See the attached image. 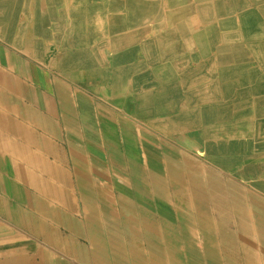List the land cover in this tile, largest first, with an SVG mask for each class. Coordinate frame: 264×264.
<instances>
[{"label":"bare ground","instance_id":"obj_1","mask_svg":"<svg viewBox=\"0 0 264 264\" xmlns=\"http://www.w3.org/2000/svg\"><path fill=\"white\" fill-rule=\"evenodd\" d=\"M108 3L89 11L80 0L0 2L2 43L127 117L76 99L101 137L85 138L87 164L129 173L134 187L146 184L158 199L159 221L133 226L114 214L133 212V204L111 195L107 184L96 187L100 206L79 192L90 245L85 264H264V0ZM57 12L58 21L45 23ZM17 82L0 73V167L15 186L35 190L29 201L41 218L34 237L42 245L25 236L21 261L73 264L62 258L68 253L54 230L60 190L68 187L56 168L63 160L32 135L33 127L43 129L39 111L25 106L23 127L8 113L22 101ZM33 83L49 85L35 73ZM70 151L74 157L75 147ZM24 164L28 171H21Z\"/></svg>","mask_w":264,"mask_h":264},{"label":"rangeland","instance_id":"obj_2","mask_svg":"<svg viewBox=\"0 0 264 264\" xmlns=\"http://www.w3.org/2000/svg\"><path fill=\"white\" fill-rule=\"evenodd\" d=\"M29 64L30 67L36 68L35 63L28 62V65ZM28 69L30 70L29 66ZM45 70H46L45 71L46 80L48 81L49 85L47 86V88H43V89L38 88V86H36L33 83V78L28 77L26 82L22 81V79L20 81L18 78L15 79L12 78V80L14 81L17 80L19 82L17 83H18V88L21 92L20 96L22 101H20V103L15 102L10 104V108L12 109L8 113L11 114V116H13L14 118H17V123H21V125L24 124L22 125V127L25 126L24 123L25 106L29 105L27 108H31L35 112L39 111L42 117L44 116L43 119L45 120V122L43 123L44 124L43 129L41 127H33V130H31L32 135L35 137H41L45 141L44 143L46 145H51V147L52 148L54 147L58 151V154L61 155L63 162L60 165L56 164L57 166L54 165L55 164L54 157L52 156L51 157L44 156V157L47 160V162L49 161L48 163H50L53 166H56V168L61 173H63L64 175L63 178H66L67 176V178L64 180L66 181L68 186V187H63L60 190L61 203L59 207H57V210L55 212L54 217L56 218L55 219L56 224L54 225V230L56 232V235L62 238L63 240L62 244L65 246L66 251L68 253L67 255L62 256V258L67 260L68 262L69 261L72 262L73 264H85L86 263L85 258L88 257V252H90L89 250L90 245L88 242L87 230L84 222V214L82 212V204L79 199L80 197L79 192L86 198L88 197V195L91 196V198L94 199L96 203L93 204L95 206H100L97 203V201L99 200L97 194V188L100 190H106V184H107L108 187L111 188V195L115 196V198H118V196H122L125 202H128L131 205L133 204L132 205V208L134 209L133 212L124 211V209L122 208L114 210V214L118 216L117 218H120L124 222H127L126 220H128L132 223L131 225L133 226H138L139 223L147 222L149 221V219L153 220L154 222L159 221L160 217H158L159 216L158 212H156L157 209L154 207L156 205L154 201L155 199L156 200L158 199L153 195L149 196L147 194L150 193V191H152L150 186L147 185L148 188H144V186H146L145 184L141 186L142 187L141 189L136 188V186L134 187V184H132L128 176L129 173L123 172L124 174L122 173L118 174L117 172L109 171L106 167L100 168L94 163L87 164L89 159L88 156H85L87 153V147H86L87 141H85V138L86 139L88 138L89 140H93V141L95 140L99 141L98 138L101 139V137H98L99 135L94 136V133L98 134L97 132L98 127H96V123L92 120L90 121L88 118H85L79 114V110L77 109L76 106V99H79L80 103L82 102L84 104H87L88 106H92V107L98 106L100 109L102 108L107 110L108 112H113L115 117H120L123 120H126L127 117L121 115V112L112 109L103 101L96 99V97L90 92L81 90V88L77 87L78 82H74V81L70 82V80L60 76V74L57 71L53 73L51 71H47V69ZM44 89H47L48 93H46ZM41 90L44 92L43 94L41 93ZM42 97H44L49 102L51 110L46 109L43 106V103L41 102ZM127 124L130 125L129 123ZM53 131L55 132V134ZM48 138H50L51 140L49 139L48 141ZM72 146L75 147V151H76L74 157L70 153ZM105 149L106 147L103 146L102 152L101 151L99 152L103 153ZM123 157L124 156H122V158ZM123 159L125 163L126 158ZM195 161L196 163L198 162V164L200 165L198 160ZM61 165L63 168L61 167ZM80 166L82 168H80ZM0 170H1L0 171V224L4 227V230L2 231H6V235L7 234L9 235L10 232L20 235L21 238H24L26 236L28 237V239H31L32 241L35 240L34 241L35 244H38L39 247L42 246L39 243L38 238L34 237L35 232L38 233L37 232L38 223L41 218L34 211L35 204H32L34 202L29 201V197H35V192H34L35 190L31 186L24 183L22 184L20 182H18V184L15 183L16 184L15 186L14 183L11 182L12 176L11 174H9L11 172L5 167H0ZM28 170L29 169L26 167L25 164L24 167L21 168V171H28ZM39 179L42 180L41 178ZM103 180H105L106 183ZM94 182L96 185L94 184ZM12 186L18 187V189L14 188L15 190H13L15 194L10 192L11 191L10 187ZM61 191H62V195H61ZM222 194L224 193L222 192ZM220 195L221 194L219 193V196ZM222 196H223L222 199L224 201L225 213H228V215L230 216L231 209L229 202L226 201L227 198L226 196L224 195ZM210 198L211 195L208 196L209 202H211ZM173 220L174 219L172 218L171 221ZM13 223L14 224L17 223V224L14 225ZM217 230L219 231V228ZM2 231L0 230V233H2ZM228 231L231 233V236L233 237L232 229L228 228L226 232ZM143 237H139V238L143 239ZM70 256L72 259H70Z\"/></svg>","mask_w":264,"mask_h":264},{"label":"crops","instance_id":"obj_3","mask_svg":"<svg viewBox=\"0 0 264 264\" xmlns=\"http://www.w3.org/2000/svg\"><path fill=\"white\" fill-rule=\"evenodd\" d=\"M1 1L3 4L4 3L7 4V2H9V0H7V1L6 0L5 1L0 0V2ZM108 1L109 0H80L82 5L86 6L89 11H90L91 5H95V4L101 5V4H105V3L109 4ZM119 1H122V0H119ZM139 1H140V3H143V4H151V3H155L158 0H139ZM20 9H22V8H20ZM119 9H124V8L119 7ZM95 12L100 13V12H102V10L101 9H99V11L98 10H92L91 13H95ZM30 14H31V12H29V15ZM62 14L63 13H58V16L55 15L56 19H53V17H55V16H52L49 18V16L45 15L46 17H43V19L45 20V23H48V24L51 23L52 24L53 21H55V20L58 21L59 18L62 17ZM108 15H109V13H108ZM114 29L119 30L122 28L115 27ZM48 33H49V31H48ZM28 62L37 64L36 68L30 67V64L28 65ZM28 66H29L30 70L28 69ZM39 68H41V69H39ZM2 69H4V70H2ZM45 69H47V71L49 70L53 73L56 72L53 68H49L46 65H43L40 62H37V61L31 59L25 54H20V53L14 51L9 46H7L6 44H4L0 41V73L4 71V73H6L8 77L14 78V79L18 78L20 81L22 79V81L26 82L28 77L33 78L34 73L35 74H41V76H45V78H46V74H45L46 70ZM36 86H38V88H41V89L44 88L41 85H36ZM44 90L46 91V93H48L47 89H44ZM41 93L43 94L44 92L41 90ZM1 227H3V226H1ZM3 230H4V227H3ZM7 235H6V231H2V233H0V237H1L0 238V264H14V263L15 264H26V263L21 261L24 254H26L25 251H23V249L20 248V243L24 239L21 238V236L16 234V233H10L9 232V235L8 236ZM15 256H16V258H15ZM13 257H14V259H16L15 260L16 262L14 261ZM5 259L8 261H6Z\"/></svg>","mask_w":264,"mask_h":264}]
</instances>
